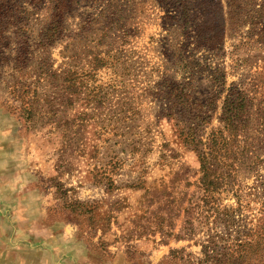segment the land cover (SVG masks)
Masks as SVG:
<instances>
[{
  "label": "rangeland",
  "instance_id": "1",
  "mask_svg": "<svg viewBox=\"0 0 264 264\" xmlns=\"http://www.w3.org/2000/svg\"><path fill=\"white\" fill-rule=\"evenodd\" d=\"M226 1L179 44L165 0H0V264H264V0Z\"/></svg>",
  "mask_w": 264,
  "mask_h": 264
},
{
  "label": "trees",
  "instance_id": "2",
  "mask_svg": "<svg viewBox=\"0 0 264 264\" xmlns=\"http://www.w3.org/2000/svg\"><path fill=\"white\" fill-rule=\"evenodd\" d=\"M199 0H165L166 7L168 9H171L172 13H168L169 18H175L174 22L176 24V28H173V31L177 33L176 35L179 36V44H183L185 39L189 40L190 38H193L196 36L195 30L197 29H203L205 27L203 23V18L200 16V11H197V4ZM240 0H227V14H226V23L229 25L231 21L233 20L234 15L237 13L240 14L239 9L240 8ZM240 4V5H239ZM259 14L258 18L264 17V5L260 9L256 10ZM225 23V26H226ZM204 25V26H203ZM222 29H225L224 25ZM204 34V33H203ZM207 35V33H205ZM192 128L189 127L187 129V132L185 133V140L193 139ZM191 132V133H190ZM206 148H211L206 144ZM196 154L198 156V161L200 163L201 170L203 172V175H207L206 171L208 169L209 161H208V153L202 150L196 151ZM261 206H264V201H261ZM246 245H250V243ZM246 246V249H247ZM232 250V249H231ZM245 251V250H244ZM216 251H212L211 255L209 257L213 258L215 256L214 254ZM204 254H207L206 249L204 248L203 251ZM246 257L245 255L242 256V258ZM214 259V258H213ZM248 259V258H247Z\"/></svg>",
  "mask_w": 264,
  "mask_h": 264
}]
</instances>
